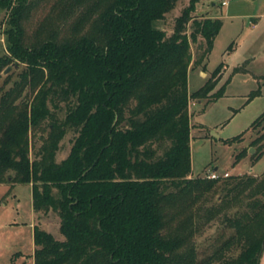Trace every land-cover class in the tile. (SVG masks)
I'll return each instance as SVG.
<instances>
[{
	"label": "trees",
	"instance_id": "1",
	"mask_svg": "<svg viewBox=\"0 0 264 264\" xmlns=\"http://www.w3.org/2000/svg\"><path fill=\"white\" fill-rule=\"evenodd\" d=\"M38 1L0 0L8 45L0 57V185L31 184L34 211L55 212L62 234L34 226V264H210L213 255L258 264L264 172L189 177V100L208 101L216 84L190 94L189 70L205 64L223 21L196 17L200 0H189L168 36L157 22L181 0H56V12L29 35ZM11 64L24 65L17 80L4 74ZM248 129L254 162L264 154V111ZM68 133L72 145L58 160ZM215 191L221 199L206 206ZM218 217L233 232L200 260V220Z\"/></svg>",
	"mask_w": 264,
	"mask_h": 264
},
{
	"label": "rangeland",
	"instance_id": "2",
	"mask_svg": "<svg viewBox=\"0 0 264 264\" xmlns=\"http://www.w3.org/2000/svg\"><path fill=\"white\" fill-rule=\"evenodd\" d=\"M188 1L181 0L164 20L157 22L159 27L166 30L168 36L173 33L175 18L181 14ZM38 2L25 22L29 35L34 34L38 25L52 15V11L56 12V9H51L56 0ZM221 2L222 0H200L196 4L198 10L193 14L198 18L216 15L223 21V26L216 36L207 61H203L205 64L191 63L192 71L188 80L190 94L198 90L201 79L204 84L209 79L216 83L208 101L203 99L199 102L194 98L189 100L190 123L193 125L191 173L195 177H205L208 172L216 169L221 174L228 171L232 176L250 174L259 178L264 172V154L252 162L250 155L255 151L250 142L255 136L248 128L264 111V0H228L227 5ZM3 17L5 20V11L1 15ZM191 29L189 23L188 34ZM200 39L199 42L191 44L193 60L202 51L199 44L204 43V39ZM6 53L8 45L4 21L0 27V57ZM225 61L229 65V73L225 75V81L218 85L225 73ZM10 67L12 80L19 79L18 75L24 65L11 64ZM239 67L241 69L234 72V68ZM196 71L204 73L202 78ZM223 86L224 94L211 99L210 95ZM257 90L259 92L251 97V93ZM240 135V140H234ZM73 137V133H68L61 141L58 160L69 152ZM243 149L246 154L236 160V155ZM218 192L209 194L206 206L221 199L222 195ZM203 201L204 199L199 201L195 208L201 206ZM234 211L233 208L230 213L233 214ZM33 221L31 185L18 184L9 189L0 187V264H34ZM200 223V229L193 240L197 246V257L202 260L212 256L214 249L229 237L233 229L226 228L222 217L209 223H203L201 219ZM38 224L58 239L62 238L60 219L55 212L39 213ZM212 257L210 264H224L217 255ZM258 264H264V244Z\"/></svg>",
	"mask_w": 264,
	"mask_h": 264
},
{
	"label": "crops",
	"instance_id": "3",
	"mask_svg": "<svg viewBox=\"0 0 264 264\" xmlns=\"http://www.w3.org/2000/svg\"><path fill=\"white\" fill-rule=\"evenodd\" d=\"M197 10H198V8H197ZM196 10V11H197ZM209 16V15H208ZM211 17H216V15H210ZM216 40V39H215ZM215 43V42H214ZM227 52H229V51H227ZM207 63V62H206ZM225 63H226V67H225V73H224V75H223V77L221 78V80L219 81V83H218V85L219 84H221V83H223V81H225V79H226V77H225V75H227L228 73H229V65H228V63L225 61ZM192 71V69L191 70H189V74H190V72ZM196 72H198L199 73V75H200V77L202 78V76H203V72H201V71H196ZM188 80H189V77H188ZM200 82H201V85L198 87V88H200L201 86H203L204 85V81L201 79L200 80ZM197 88V89H198ZM190 92V91H189ZM200 102V101H199ZM192 130H193V125L191 124V132H192ZM216 170V169H215ZM206 176V175H205ZM190 178L192 177H194V175H193V173L189 176ZM16 185H18V184H15V185H13L12 186V184H2V185H0V187H3V186H5V187H7L8 189L9 188H14V187H16ZM29 185H31V184H29ZM32 203H33V199H32ZM33 212H34V221H33V229H34V226L35 225H37L38 224V212H35L34 211V209H33ZM34 233V232H33ZM33 246H34V234H33ZM35 247L36 246H34V249H33V254H34V251H35ZM33 262H34V260H33Z\"/></svg>",
	"mask_w": 264,
	"mask_h": 264
},
{
	"label": "built area",
	"instance_id": "4",
	"mask_svg": "<svg viewBox=\"0 0 264 264\" xmlns=\"http://www.w3.org/2000/svg\"><path fill=\"white\" fill-rule=\"evenodd\" d=\"M227 1L228 0H222L221 4L227 5L228 4ZM229 175H231V174L228 171L221 174V173L217 172L216 170H213V171L208 172L206 174V178H208V179H224V178H228Z\"/></svg>",
	"mask_w": 264,
	"mask_h": 264
},
{
	"label": "water",
	"instance_id": "5",
	"mask_svg": "<svg viewBox=\"0 0 264 264\" xmlns=\"http://www.w3.org/2000/svg\"><path fill=\"white\" fill-rule=\"evenodd\" d=\"M10 69H11V67L8 66V67L6 68V70L4 71V74H6Z\"/></svg>",
	"mask_w": 264,
	"mask_h": 264
}]
</instances>
